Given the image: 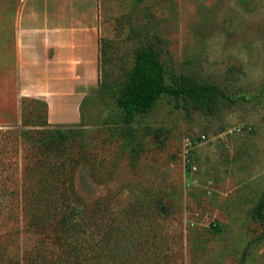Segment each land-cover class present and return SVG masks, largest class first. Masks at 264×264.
Wrapping results in <instances>:
<instances>
[{
    "label": "rangeland",
    "instance_id": "1",
    "mask_svg": "<svg viewBox=\"0 0 264 264\" xmlns=\"http://www.w3.org/2000/svg\"><path fill=\"white\" fill-rule=\"evenodd\" d=\"M98 5V91L86 95L79 109L93 165L77 187L90 201L106 198L108 222L128 205L129 194L163 196L160 233L150 236L163 250L130 253L122 243L119 264L132 254L144 264H264V238L257 239L262 226L251 215L264 191V0H98ZM148 48L170 72L215 82L229 98L212 112L191 109L186 115L163 96L150 113L121 123L113 87L132 68L136 52ZM22 97L13 69L0 64V130H20ZM80 123L79 118L61 125ZM13 142L7 156L14 170L1 182L5 198L19 179L22 146ZM17 205H9L15 215ZM12 222L21 224L0 221V235Z\"/></svg>",
    "mask_w": 264,
    "mask_h": 264
},
{
    "label": "trees",
    "instance_id": "2",
    "mask_svg": "<svg viewBox=\"0 0 264 264\" xmlns=\"http://www.w3.org/2000/svg\"><path fill=\"white\" fill-rule=\"evenodd\" d=\"M111 94L121 123L127 125L150 113L163 96L180 105L186 115L191 109L212 112L229 98L215 82L170 72L149 48L136 52L132 68ZM80 120V125L51 124L47 102L23 96L20 130H0V221L21 222L20 226L12 222L0 235V264H119L124 244L130 253L133 248L163 250L161 242L150 238L160 233L162 216L157 210L162 194H129L128 205L108 222L106 198L90 201L77 187L93 165L81 113ZM14 140L22 146L19 179L17 189L11 187L5 198L1 182L14 170L7 156ZM97 166L100 171L102 162ZM92 177L97 176L92 173ZM11 203L18 204L19 214L10 209ZM251 215L262 226L257 239L264 238V191ZM127 257L132 260L121 263L144 264L135 254Z\"/></svg>",
    "mask_w": 264,
    "mask_h": 264
},
{
    "label": "crops",
    "instance_id": "3",
    "mask_svg": "<svg viewBox=\"0 0 264 264\" xmlns=\"http://www.w3.org/2000/svg\"><path fill=\"white\" fill-rule=\"evenodd\" d=\"M100 47L98 0H0V64L13 69L18 97L47 102L50 123L79 121L98 91Z\"/></svg>",
    "mask_w": 264,
    "mask_h": 264
}]
</instances>
